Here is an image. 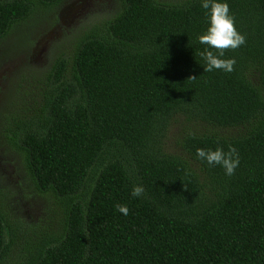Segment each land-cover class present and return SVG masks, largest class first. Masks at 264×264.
I'll return each mask as SVG.
<instances>
[{
    "label": "trees",
    "instance_id": "16d2710c",
    "mask_svg": "<svg viewBox=\"0 0 264 264\" xmlns=\"http://www.w3.org/2000/svg\"><path fill=\"white\" fill-rule=\"evenodd\" d=\"M60 1L0 0V40L35 5ZM220 2L246 37L222 57L234 71L204 70L202 0H121L71 63L57 59L40 92L0 117V137L60 213L58 229L30 231L10 262L18 239L0 210V264H264V0ZM181 121L211 131L184 132L170 154L165 140ZM230 145L232 176L196 156Z\"/></svg>",
    "mask_w": 264,
    "mask_h": 264
},
{
    "label": "rangeland",
    "instance_id": "374dc122",
    "mask_svg": "<svg viewBox=\"0 0 264 264\" xmlns=\"http://www.w3.org/2000/svg\"><path fill=\"white\" fill-rule=\"evenodd\" d=\"M177 2L179 0H159ZM121 9V0H61L52 7L35 5L28 19L16 23L0 40V117L22 107L23 102L40 92L48 83L54 62L71 63L79 40L96 25L112 19ZM210 127L175 122L169 128L165 151L180 154L179 142L184 132H208ZM216 131V130H215ZM223 135L235 130L219 131ZM0 206L12 225L18 241L10 262L20 260L21 247L29 232L56 230L52 222L60 220L52 193H38L26 170L23 154L0 137Z\"/></svg>",
    "mask_w": 264,
    "mask_h": 264
},
{
    "label": "clouds",
    "instance_id": "9594fccd",
    "mask_svg": "<svg viewBox=\"0 0 264 264\" xmlns=\"http://www.w3.org/2000/svg\"><path fill=\"white\" fill-rule=\"evenodd\" d=\"M201 6L207 10L210 18V27L198 37L201 44L208 46L199 53L205 61L204 70L205 72H212L213 70L232 72L236 64L235 59H223L222 57H224L227 50H235L245 45L246 37L237 31L235 18L230 15V8L226 2L202 0ZM209 49H215L218 55ZM190 79L194 80L196 78L192 77ZM189 135H194V133L189 132ZM196 156L199 160L206 161L209 166H221L228 176L234 175L240 164L237 149L231 145L227 152L222 147H218L215 150L198 148ZM143 192V187L137 185L133 187L132 195L133 197H139ZM115 208L124 215L129 214V209L126 205L116 204Z\"/></svg>",
    "mask_w": 264,
    "mask_h": 264
}]
</instances>
